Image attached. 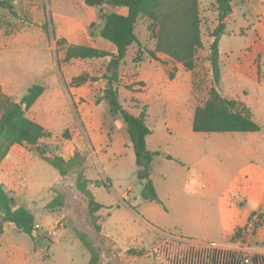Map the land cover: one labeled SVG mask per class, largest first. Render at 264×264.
<instances>
[{
	"label": "rangeland",
	"instance_id": "obj_1",
	"mask_svg": "<svg viewBox=\"0 0 264 264\" xmlns=\"http://www.w3.org/2000/svg\"><path fill=\"white\" fill-rule=\"evenodd\" d=\"M0 1L6 3L0 4V94L18 101L32 84L42 85V95L26 111V116L43 125L48 133L39 141L38 147L44 148L47 156L64 159H69L75 151L83 154L86 160L81 169L94 199L104 204H117L128 186L132 188L125 193L126 196L141 188L142 181L136 176L131 142L126 156L101 161L103 153L113 156L110 151L115 140L113 134L126 135L122 117L110 113L109 104L103 97L109 86L105 76L110 75L106 70L110 58L65 61L64 44H56V40L62 37L68 44L114 49L115 46L100 36L99 31L103 14L119 13L121 6H87L83 0ZM231 2L232 13L228 16L224 32V50L238 52L231 64L240 66L246 62L251 68H257L259 79L264 80V75H260V72L264 74V53L254 56L249 52L241 53L256 36L263 39L264 29L255 21L264 20V0ZM198 3L202 47L196 53L194 68L188 73L198 94L197 100L203 103L210 86L215 85L208 56L212 31L217 24V11L215 0H198ZM147 24L146 19L138 20L135 32L144 47L152 48L153 39ZM135 50V43L127 48L124 65L121 62L118 66V78L112 86L117 90L122 107L133 115H139L145 107L134 102L127 91L139 83L119 78V75L128 77L132 73L129 64ZM225 64L219 61L222 73L219 89L223 96H231L238 86L253 87L244 78L238 81L239 75L228 68V63ZM77 75L85 76L86 81L78 83L72 80ZM158 109L157 106L151 107L146 117L147 126L154 131V136L148 137L149 146H159L173 153L178 148V140L173 134L164 132L166 126L158 118ZM182 124L188 126L187 121ZM36 149L35 146L15 145L14 150L21 154L19 159L12 161L11 167L0 163V181L4 189L15 204L31 210L35 227L31 237L12 223L0 222V264L9 262L10 258L17 264H87L90 255L77 238V231L86 233L99 248V264H164L160 255L154 260L152 247L134 261V254L105 241L96 229L99 218L95 214L94 217L89 215L87 197L76 187L78 170L60 176L39 157ZM157 173L155 168V178ZM58 192L64 194V204L48 209L46 204ZM174 231V228L161 229L157 235H151L153 241L161 243Z\"/></svg>",
	"mask_w": 264,
	"mask_h": 264
},
{
	"label": "crops",
	"instance_id": "obj_2",
	"mask_svg": "<svg viewBox=\"0 0 264 264\" xmlns=\"http://www.w3.org/2000/svg\"><path fill=\"white\" fill-rule=\"evenodd\" d=\"M119 13L126 14L127 8L121 7ZM255 22L264 29V20ZM227 25L228 17L225 27ZM224 34L218 41L219 61L228 63V68L239 75L238 81L244 78L253 84V87L238 86L231 96L224 97L242 102L260 129L254 132H194L191 127L194 109L202 103L197 100L198 94L188 71H183L180 63L161 52H156L157 58L145 57L139 64L130 61L132 73L128 77L119 75V78L139 83L127 90L131 99L145 107V122L151 107H159L157 115L166 126L164 132L176 137L178 148L171 153L159 146L150 147L148 137L154 136L150 128L146 147L160 152L153 158L150 169L159 201L141 196L142 183L141 188L126 196L125 193L132 188L128 186L115 205L101 203L95 198L103 205L95 213L99 218V234L113 247L126 251L143 249L144 252L151 247V250L155 249L160 242L153 241L151 234L157 235L161 229L169 228L175 229L169 235L173 238L215 241L227 246L233 242L235 229L244 227L253 212L259 213L264 222V80L259 79V70L246 62L240 66L231 64L238 52L224 50ZM263 42L264 35L263 39L256 36L241 53L249 52L250 56L264 53ZM106 51L114 53L115 48ZM221 80L220 72L219 82L213 86L223 96L219 89ZM183 121H187L188 126L184 127ZM113 138L112 157L101 154L97 148L102 162L128 153L130 140L127 132L126 135L115 133ZM15 145L1 160V166L11 167L12 161L19 159L21 154L14 150ZM155 168L158 169L156 178ZM249 243L252 247L264 245V224L255 230ZM137 256L140 255L134 254L132 260L135 261ZM3 264L17 263L10 258Z\"/></svg>",
	"mask_w": 264,
	"mask_h": 264
},
{
	"label": "trees",
	"instance_id": "obj_3",
	"mask_svg": "<svg viewBox=\"0 0 264 264\" xmlns=\"http://www.w3.org/2000/svg\"><path fill=\"white\" fill-rule=\"evenodd\" d=\"M232 0H215L217 24L212 31V41L209 45L208 60L211 65L213 81L219 82L220 68L218 56V41L225 32V20L232 12ZM87 6H102L104 4L127 8L126 14L110 12L103 14L100 36L115 46V52L85 44H68L64 38H58L56 44H64L65 61L70 59H98L109 57L105 76L109 86L105 89L104 99L107 100L111 114H119L126 124V132L132 144L137 166L136 176L142 181L141 196L144 199L159 201L154 185L150 178L151 162L159 151H151L146 147V137L151 129L145 122L144 109L139 115H133L124 109L119 102L117 90L112 86L117 81V68L124 60L127 48L133 43L136 50L131 58L132 63L139 64L145 57L155 59L156 52L167 54L180 63L184 70L191 71L195 66L196 53L202 47L201 18L198 0H83ZM0 4H6L0 1ZM148 21L147 29L153 39V47H144L138 40L135 25L138 20ZM74 81L83 83L86 77L77 75ZM92 80H96L92 77ZM44 88L40 84H32L18 101L8 95L0 94V162L7 155L12 145H28L37 147L41 159L51 165L60 176L78 170L75 178L77 189L87 197L88 213L94 217L102 208V204L94 199L93 193L87 188V179L84 178L82 166L85 156L78 151L69 159L60 156H47L46 150L38 147L39 141L48 136L46 129L40 123L26 116V111L37 101ZM194 132H254L260 129L251 111L240 101L222 96L212 86L208 90L205 101L195 107L192 119ZM64 194L57 193L47 204V208L62 206ZM254 213V212H253ZM252 213V214H253ZM251 216V215H250ZM0 222L12 223L23 233L32 237L34 215L30 209L15 204L0 181ZM100 230L99 225L96 226ZM241 228L235 229L232 240L239 236ZM77 238L89 252L87 264H98L100 259L99 248L92 243L86 233L77 231ZM180 249L170 245L166 260L167 264H244L231 251L225 258L217 260L216 252L207 250ZM129 253L144 255L143 249H129ZM248 264H264V255L254 254Z\"/></svg>",
	"mask_w": 264,
	"mask_h": 264
},
{
	"label": "built area",
	"instance_id": "obj_4",
	"mask_svg": "<svg viewBox=\"0 0 264 264\" xmlns=\"http://www.w3.org/2000/svg\"><path fill=\"white\" fill-rule=\"evenodd\" d=\"M264 224L262 217L259 213L254 212L249 217L247 223L244 227H242L239 231V236L227 246L217 243L215 241H188L183 238H173L169 235L162 240L160 245H158L153 250L154 260H157L158 255L162 257V261L164 264H167L166 255L170 245L177 246V248H191L190 250H207L216 252L217 260H221L226 257L229 251L234 253L237 257H239L244 264H248L251 260V257L254 254L264 255V245L259 247L251 246L250 240L255 232V230ZM35 229L33 230V232ZM32 232V234H33Z\"/></svg>",
	"mask_w": 264,
	"mask_h": 264
}]
</instances>
